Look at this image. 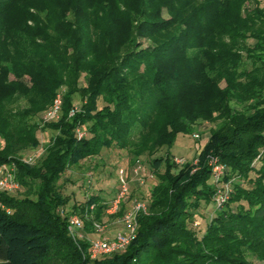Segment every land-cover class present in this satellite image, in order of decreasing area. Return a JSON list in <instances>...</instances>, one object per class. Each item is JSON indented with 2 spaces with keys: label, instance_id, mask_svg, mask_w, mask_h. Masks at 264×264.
Masks as SVG:
<instances>
[{
  "label": "trees",
  "instance_id": "trees-1",
  "mask_svg": "<svg viewBox=\"0 0 264 264\" xmlns=\"http://www.w3.org/2000/svg\"><path fill=\"white\" fill-rule=\"evenodd\" d=\"M210 87L218 90L213 107H181ZM57 95V118L35 121ZM200 122L218 126L197 165L176 164L168 150ZM46 129L56 134L36 163H25ZM111 148L126 151L130 164L149 156L157 183L129 244L90 260L56 209L100 220L119 190L69 204L58 182ZM210 157L223 167L219 181ZM9 165L26 194L0 192V264H264V7L258 0H0V166ZM217 191L227 196L221 205ZM205 208L213 214L199 234Z\"/></svg>",
  "mask_w": 264,
  "mask_h": 264
},
{
  "label": "rangeland",
  "instance_id": "rangeland-1",
  "mask_svg": "<svg viewBox=\"0 0 264 264\" xmlns=\"http://www.w3.org/2000/svg\"><path fill=\"white\" fill-rule=\"evenodd\" d=\"M258 3L261 8L264 7V0H258ZM217 83L219 90L225 89L226 82L224 79H220ZM80 84H84L82 78L80 79ZM217 92L218 90L210 87L206 90L202 98L185 100L181 107L191 111L205 112L216 103ZM81 102L82 100L79 94L73 96V106L79 108ZM47 111L48 110L34 120L38 122L43 120ZM217 126L218 124L216 123L200 122L194 125L191 134H179L172 147L168 150L172 160L176 164L190 162L192 165L196 166L198 163V156L204 148L210 131L214 130ZM55 134V131L49 129L38 132L40 145L37 149L28 151L23 156L24 162L28 164L36 163L43 155L45 146L50 138ZM166 153L167 150L163 148L158 151L155 156H165ZM129 161L130 156L126 151L115 148L104 149L98 156L88 158L82 161L80 166L70 168L58 182V190L62 195L68 197L69 204H79V202L85 201L87 196L91 193L101 194L104 198L111 199V197L115 195L116 190L120 189V177L122 176L127 184L128 190L121 199L120 204L111 211L107 210L100 220H94L93 215H87L85 213H83V217H80L81 214L72 215L69 213L68 208L62 206L56 209V213L59 215L60 219L65 221L67 236L71 239L76 250L79 253L83 252L84 258L87 257L91 260L89 250L92 240L104 238L110 241L113 240L118 233L127 232L128 226L124 222V216L131 212L136 204L141 203L147 207L150 188L157 183V178L152 173L150 157L142 155L132 164H130ZM207 163H209V159ZM120 171H123L122 175H120ZM0 192L13 194L18 197H23L26 194L25 190L20 189L17 183L16 187L2 189ZM30 197L34 198L32 194ZM92 208L93 206H91V209ZM206 208L201 211V215L204 216L205 219L199 234H203L213 214L212 208ZM146 212L147 210L144 213ZM73 218L78 220V226L70 223ZM197 221L199 222L200 219L198 218ZM71 225L75 226L73 227L74 229L72 228L73 230L69 228ZM95 225L101 227L100 232L95 231ZM251 262L257 264V261L254 259H251Z\"/></svg>",
  "mask_w": 264,
  "mask_h": 264
},
{
  "label": "built area",
  "instance_id": "built-area-1",
  "mask_svg": "<svg viewBox=\"0 0 264 264\" xmlns=\"http://www.w3.org/2000/svg\"><path fill=\"white\" fill-rule=\"evenodd\" d=\"M61 99L60 96L57 95L54 99L53 105L51 109L44 115L45 120L56 119L58 116V112L60 110ZM73 114V111L70 112V115ZM78 136L81 134L78 132ZM30 160V159H29ZM30 162V161H29ZM209 166L212 168V176L213 181H219L222 175L223 167L216 162L215 159L209 158ZM123 171H120V175H122ZM16 187L15 180V168L13 165H9L7 167L0 166V190L2 189H11L12 187ZM8 187V188H7ZM127 184L122 177H120V189L114 200L112 207L108 209V211L113 210L120 204L121 199L124 197L127 192ZM227 199L226 193L222 191H217L214 195V200L217 205H221ZM146 206L138 203L133 207V210L127 213L124 216V222L127 224V232L126 233H118L113 240H106L104 238H97L91 241L90 244V258L91 260L98 259L102 256L109 255L118 251L123 250L134 237L136 231V223L135 217L140 212H145ZM70 223L72 225H79V222L76 218H73ZM69 226L70 230H73L75 226ZM73 228V229H72ZM95 231L100 232L101 227L99 225H95Z\"/></svg>",
  "mask_w": 264,
  "mask_h": 264
}]
</instances>
